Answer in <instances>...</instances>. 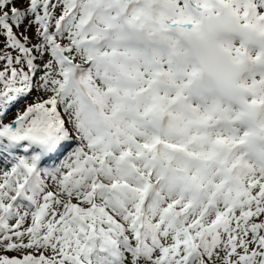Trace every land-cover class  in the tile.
I'll return each mask as SVG.
<instances>
[{"label":"snow or ice","instance_id":"6c2138e0","mask_svg":"<svg viewBox=\"0 0 264 264\" xmlns=\"http://www.w3.org/2000/svg\"><path fill=\"white\" fill-rule=\"evenodd\" d=\"M0 251L264 264V0H0Z\"/></svg>","mask_w":264,"mask_h":264},{"label":"rangeland","instance_id":"374dc122","mask_svg":"<svg viewBox=\"0 0 264 264\" xmlns=\"http://www.w3.org/2000/svg\"><path fill=\"white\" fill-rule=\"evenodd\" d=\"M29 102H31V101H29ZM23 107H24V105H21V106H20V109L22 110ZM14 116H15V112H12V113L9 115L8 120H6L5 122L10 121L11 119L14 118ZM4 254H5L4 252L0 251V255H4ZM10 254H11V257L19 255L18 253H15V252H11Z\"/></svg>","mask_w":264,"mask_h":264}]
</instances>
